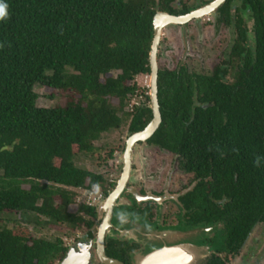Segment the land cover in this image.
Instances as JSON below:
<instances>
[{
  "label": "trees",
  "instance_id": "obj_1",
  "mask_svg": "<svg viewBox=\"0 0 264 264\" xmlns=\"http://www.w3.org/2000/svg\"><path fill=\"white\" fill-rule=\"evenodd\" d=\"M174 2L0 0L8 13L0 20V223L4 214L29 223L32 214L35 224L42 218L89 230L94 208L80 204L69 213L75 196L69 189L108 191L102 175L76 167L74 158L91 154L93 142L123 119L128 134L151 119L147 105L129 113L125 106L137 91L134 78L149 74L155 12L189 11L172 8ZM228 3L217 13L224 20ZM240 4L254 20V38L252 48H244L242 37L229 49L238 59L236 83L224 84L220 68L211 75L183 66L158 69L160 123L147 140L198 178L182 204L202 222L217 216L232 252L264 222V18L260 0ZM36 85L64 92L67 100L38 108ZM66 251L60 239L0 228V264H57ZM204 264L225 263L211 258Z\"/></svg>",
  "mask_w": 264,
  "mask_h": 264
},
{
  "label": "flooded vegetation",
  "instance_id": "obj_2",
  "mask_svg": "<svg viewBox=\"0 0 264 264\" xmlns=\"http://www.w3.org/2000/svg\"><path fill=\"white\" fill-rule=\"evenodd\" d=\"M213 1L215 0H195L192 6L184 4H181L179 8L173 6L172 8L176 10L184 6L189 11L172 16H185L191 11L204 8ZM240 1L229 0L227 20L217 15L219 8L227 2L224 0L207 15L175 25L185 26L191 21L198 22L203 17H209L213 20L211 26L213 30L219 27L226 29L229 35L228 45L221 60L208 72L198 73L211 75L216 68L225 69L226 74L222 82L226 85L236 83L234 76L239 70L238 59L235 56L230 57L229 49L242 37L246 38L245 49L253 46L254 20L249 12L242 8ZM260 3V12L264 18V0H260ZM240 28L242 36L238 34ZM158 48L159 44L157 51ZM130 135L128 134L127 137ZM147 140L133 144L129 157V169L126 173L123 172L124 141L119 157L117 178L107 194L103 195L97 208L92 206L93 214L87 218L90 222L89 230L86 229L80 239L67 247V250L74 248L79 256L88 254V264H102L98 260L95 244L97 236L101 234L104 256L119 264H146L152 254L164 251L168 254L162 261L155 264H181L180 260L177 262L178 252L181 251H184V256L189 259L185 264H204L211 258H219L225 264H229V260L235 259L240 253L252 230L264 222L255 224L247 233L243 244L232 252L231 248L226 246V233L217 216L202 222L191 214L190 206L186 208L182 204L184 195L192 191L198 178L191 172H185L181 168L179 159L173 154L176 171L172 170L166 164L164 156L165 153L170 152L147 143ZM152 174H157L156 179L151 176ZM199 255L201 256L198 261Z\"/></svg>",
  "mask_w": 264,
  "mask_h": 264
},
{
  "label": "rangeland",
  "instance_id": "obj_3",
  "mask_svg": "<svg viewBox=\"0 0 264 264\" xmlns=\"http://www.w3.org/2000/svg\"><path fill=\"white\" fill-rule=\"evenodd\" d=\"M194 3L195 0H176L172 6L179 8L181 4L192 6ZM212 21V18L203 17L198 22L191 21L185 26L169 25L165 27L161 32L159 48L156 53L157 67L171 70L179 65H184L190 73L208 72L221 60L222 54L227 50L229 37L225 28L219 27L213 30L211 27ZM115 74L112 73L111 76ZM134 83L137 91L127 100L125 106V112L127 113L131 112L133 107L141 104L148 106L149 104L145 100L149 92L148 75L136 76ZM33 92L37 96L35 106L38 108L63 106L67 100L66 93L37 85L33 87ZM116 103L115 99H111L112 105L115 106ZM128 121V119H123L118 129L101 134L98 140L93 142L95 150L91 154H77L74 158L76 167L102 175L107 191L110 190L107 184L114 183L115 178L118 176L119 157L124 141L128 136ZM164 156L166 157V164L176 171L173 155L165 153ZM156 175L152 174L151 176L156 179ZM22 189H27V186L23 185ZM69 190L75 194L73 203L67 208V211L72 214L77 213L78 205L84 204L96 207L103 198V194L97 186H93L89 190ZM26 218L29 223H22L17 214H4L1 216L0 228H7L21 234L46 240L57 238L62 241L66 248L80 239L85 231L82 226L71 228L66 224L47 225L43 223L44 219L42 218H38L39 222L35 224V218L32 214H27ZM200 256H198V261ZM229 264H264V224H259L252 230L240 253L235 259H230Z\"/></svg>",
  "mask_w": 264,
  "mask_h": 264
},
{
  "label": "water",
  "instance_id": "obj_4",
  "mask_svg": "<svg viewBox=\"0 0 264 264\" xmlns=\"http://www.w3.org/2000/svg\"><path fill=\"white\" fill-rule=\"evenodd\" d=\"M224 0H215L209 3L202 9L194 10L187 13L185 16H172L167 13L156 11L152 17V39L149 47L148 52V66H149V84H148V109L151 113V119L145 125V127L125 139V146L123 151V172H128L129 169V157L130 151L134 143L136 142H145L157 129L160 123V114H159V107L157 103V72L158 67L156 63V52L157 47L160 41L161 30L167 25H177L183 24L191 19H197L202 15H207L213 9H215L219 4L223 3ZM110 197V195H108ZM112 200V199H111ZM97 208V206H96ZM95 244L97 246L96 254L98 260L102 264H119L117 261L109 259L104 256L102 249H103V237L99 234L95 240ZM167 250V249H166ZM203 249H201L202 251ZM200 252V251H198ZM165 254V255H164ZM168 254L167 251L162 253L157 252L151 255L150 259L147 261L146 264H155L158 261H162L163 258ZM179 257L177 262L181 264H185L186 261L189 259L184 256L185 252L181 251L178 252ZM184 256V257H183ZM155 259V260H153ZM82 261V262H81ZM58 264H88V254L85 256H79L78 253L75 251L74 248H69L64 257L59 261Z\"/></svg>",
  "mask_w": 264,
  "mask_h": 264
},
{
  "label": "clouds",
  "instance_id": "obj_5",
  "mask_svg": "<svg viewBox=\"0 0 264 264\" xmlns=\"http://www.w3.org/2000/svg\"><path fill=\"white\" fill-rule=\"evenodd\" d=\"M7 13V6L4 3H0V20L6 19Z\"/></svg>",
  "mask_w": 264,
  "mask_h": 264
},
{
  "label": "bare ground",
  "instance_id": "obj_6",
  "mask_svg": "<svg viewBox=\"0 0 264 264\" xmlns=\"http://www.w3.org/2000/svg\"><path fill=\"white\" fill-rule=\"evenodd\" d=\"M149 258V257H148Z\"/></svg>",
  "mask_w": 264,
  "mask_h": 264
},
{
  "label": "built area",
  "instance_id": "obj_7",
  "mask_svg": "<svg viewBox=\"0 0 264 264\" xmlns=\"http://www.w3.org/2000/svg\"><path fill=\"white\" fill-rule=\"evenodd\" d=\"M90 206V205H89Z\"/></svg>",
  "mask_w": 264,
  "mask_h": 264
}]
</instances>
